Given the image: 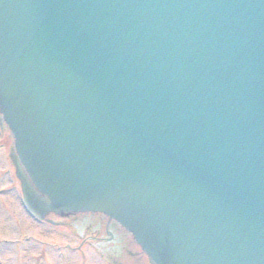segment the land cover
Listing matches in <instances>:
<instances>
[{"label": "water", "instance_id": "1", "mask_svg": "<svg viewBox=\"0 0 264 264\" xmlns=\"http://www.w3.org/2000/svg\"><path fill=\"white\" fill-rule=\"evenodd\" d=\"M0 111L31 209L264 264V0H0Z\"/></svg>", "mask_w": 264, "mask_h": 264}, {"label": "rangeland", "instance_id": "2", "mask_svg": "<svg viewBox=\"0 0 264 264\" xmlns=\"http://www.w3.org/2000/svg\"><path fill=\"white\" fill-rule=\"evenodd\" d=\"M10 147L6 137L0 133V170H2L0 173L4 174L2 175L4 181H0V184H8L7 177H13L12 159L8 156L13 151ZM6 170L10 173L9 175L6 174ZM7 189L8 191L0 193V264H33L37 262L43 244L36 243L38 241L33 238L55 240V238L62 239L64 236L72 242H78L77 238L70 237L71 234L64 228L57 229L33 222L20 208L17 193H14L10 187ZM45 246L47 249L51 247L50 244ZM85 250L87 253L83 259L84 264H103L89 246L86 245ZM79 260L75 254L72 261L78 263Z\"/></svg>", "mask_w": 264, "mask_h": 264}, {"label": "flooded vegetation", "instance_id": "3", "mask_svg": "<svg viewBox=\"0 0 264 264\" xmlns=\"http://www.w3.org/2000/svg\"><path fill=\"white\" fill-rule=\"evenodd\" d=\"M77 215L68 218L73 219L74 228L78 229L80 234H84L85 230L89 232L85 239L96 248L111 249L112 246L120 243L119 235L115 231L116 226L119 227L116 221L102 214L78 213Z\"/></svg>", "mask_w": 264, "mask_h": 264}]
</instances>
